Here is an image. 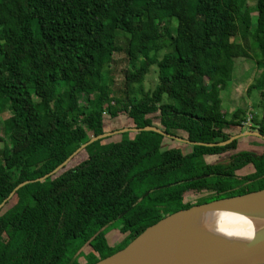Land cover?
<instances>
[{
    "label": "trees",
    "instance_id": "16d2710c",
    "mask_svg": "<svg viewBox=\"0 0 264 264\" xmlns=\"http://www.w3.org/2000/svg\"><path fill=\"white\" fill-rule=\"evenodd\" d=\"M244 36L261 71L246 90L259 93L260 119L251 114L250 129L247 111L223 110L220 95L235 61L251 58L237 41ZM120 51L127 66L115 92L104 72ZM153 66L157 83L145 91ZM3 112L0 204L109 133L106 116L121 113L133 129L186 141L151 131L98 140L0 208V264H95L169 214L264 189L261 138L249 136L258 152L236 151L241 137L188 143H223L243 130L264 137V0H0ZM166 141L191 150H162Z\"/></svg>",
    "mask_w": 264,
    "mask_h": 264
},
{
    "label": "water",
    "instance_id": "95a60500",
    "mask_svg": "<svg viewBox=\"0 0 264 264\" xmlns=\"http://www.w3.org/2000/svg\"><path fill=\"white\" fill-rule=\"evenodd\" d=\"M135 133L151 131L180 142L184 139L166 134L155 127L129 129ZM127 130L109 132L91 138L51 173L34 181L19 184L1 204L0 208L23 186L42 181L54 174L88 145ZM242 136H255L264 140L257 131L243 132L223 143H190L206 147L223 146ZM230 212L243 215L257 223L252 238L245 243H234L205 233L187 230L185 219L199 212ZM264 264V189L239 196L222 198L169 214L145 229L126 247L95 264Z\"/></svg>",
    "mask_w": 264,
    "mask_h": 264
},
{
    "label": "rangeland",
    "instance_id": "374dc122",
    "mask_svg": "<svg viewBox=\"0 0 264 264\" xmlns=\"http://www.w3.org/2000/svg\"><path fill=\"white\" fill-rule=\"evenodd\" d=\"M254 0H249V5H253ZM237 41H240L248 50L250 57L249 59H237L234 64V72L232 74V82L228 89L226 91L221 92V101H222V107L223 110H226L228 112H233L237 108H242L245 109L248 113V116L253 114L254 117L256 116L257 119H260V109L257 106V102H259V93L256 90H253V93L248 95L246 93V90L248 86L254 81L256 77L261 73V71H258L256 61L258 60V56L254 54V50H252L249 46V41L247 38L237 37ZM124 44V40L120 39L119 40V45L122 47ZM127 61L125 58V55L122 51L116 53L113 55L112 58V63L110 64L109 67L105 69L104 72V78L107 80H112V85L111 88L113 91H118L123 89V74L124 71L126 70L127 66ZM157 69L156 67H151L149 74L145 77L144 80V89L145 91L147 90H152L156 83H157ZM9 117L8 112H3L0 114V136L6 140L8 143V138L5 136L3 132V122L5 119ZM107 118V126H106V131L107 132H117L120 130H127L124 133H119V134H114L111 137H109L106 142H112V141H117L121 138V136H126L128 138H132L135 135L134 131H129V129H133L131 121L123 114L119 113L117 117L115 118ZM152 121L154 125L158 124L157 119L155 117H152ZM247 129H250L247 127ZM235 130V129H234ZM232 130L231 133H234L238 130ZM240 131V130H239ZM252 130H243V132H249ZM242 132V133H243ZM126 133V134H125ZM178 136H181L182 133L177 132ZM183 136V135H182ZM252 141H255L253 137L249 136H242L240 139V145L236 149V151L240 150H245V149H253L256 152L260 150L259 146H256L255 144H251ZM257 142V141H255ZM9 145V144H8ZM4 143L0 144V150L3 148ZM174 147H179L181 150L184 151V153H187L191 150L190 145L188 144H180L176 143L175 141L169 142L166 141L164 145L162 146V150L174 148ZM235 153V152H232ZM231 153H227L223 155L222 157H217L215 158H209L207 161L209 163L214 162L215 160L217 161H225L228 156ZM189 195V194H187ZM192 196V195H191ZM191 196H186V198H189ZM119 230V223L115 222L113 223L110 227H108V231H110V235L108 234V239L112 242V244L118 239L119 233H115V231ZM88 248H85V251H88Z\"/></svg>",
    "mask_w": 264,
    "mask_h": 264
},
{
    "label": "bare ground",
    "instance_id": "6f19581e",
    "mask_svg": "<svg viewBox=\"0 0 264 264\" xmlns=\"http://www.w3.org/2000/svg\"><path fill=\"white\" fill-rule=\"evenodd\" d=\"M187 230L205 233L234 243L249 241L258 225L249 218L230 212H199L185 219ZM186 264V262H176Z\"/></svg>",
    "mask_w": 264,
    "mask_h": 264
},
{
    "label": "built area",
    "instance_id": "2783aa9c",
    "mask_svg": "<svg viewBox=\"0 0 264 264\" xmlns=\"http://www.w3.org/2000/svg\"><path fill=\"white\" fill-rule=\"evenodd\" d=\"M251 115H249V117L247 118L246 122L244 123L245 127H251Z\"/></svg>",
    "mask_w": 264,
    "mask_h": 264
},
{
    "label": "flooded vegetation",
    "instance_id": "af4514ba",
    "mask_svg": "<svg viewBox=\"0 0 264 264\" xmlns=\"http://www.w3.org/2000/svg\"><path fill=\"white\" fill-rule=\"evenodd\" d=\"M258 142H255V141H252L251 142V144L253 145V144H255L256 146H258L259 144H257ZM245 150H248V149H245ZM187 194H189V195H187ZM185 196H190V195H192V193H187Z\"/></svg>",
    "mask_w": 264,
    "mask_h": 264
}]
</instances>
